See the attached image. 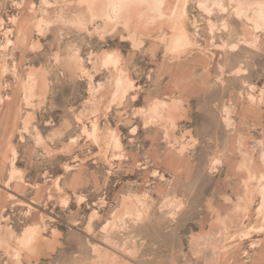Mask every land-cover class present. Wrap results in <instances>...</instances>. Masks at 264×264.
I'll return each instance as SVG.
<instances>
[{"label":"rangeland","instance_id":"1","mask_svg":"<svg viewBox=\"0 0 264 264\" xmlns=\"http://www.w3.org/2000/svg\"><path fill=\"white\" fill-rule=\"evenodd\" d=\"M0 264H264V0H0Z\"/></svg>","mask_w":264,"mask_h":264},{"label":"bare ground","instance_id":"2","mask_svg":"<svg viewBox=\"0 0 264 264\" xmlns=\"http://www.w3.org/2000/svg\"><path fill=\"white\" fill-rule=\"evenodd\" d=\"M251 149V148H250ZM237 189V188H236ZM235 190V189H234ZM237 225H238V223H237Z\"/></svg>","mask_w":264,"mask_h":264}]
</instances>
